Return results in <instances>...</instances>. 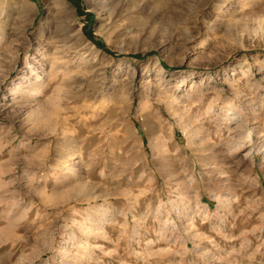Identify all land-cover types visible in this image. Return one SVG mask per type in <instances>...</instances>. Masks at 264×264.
Masks as SVG:
<instances>
[{
    "label": "rangeland",
    "instance_id": "374dc122",
    "mask_svg": "<svg viewBox=\"0 0 264 264\" xmlns=\"http://www.w3.org/2000/svg\"><path fill=\"white\" fill-rule=\"evenodd\" d=\"M0 264H264V0H0Z\"/></svg>",
    "mask_w": 264,
    "mask_h": 264
}]
</instances>
